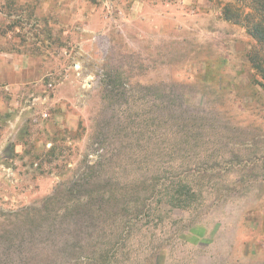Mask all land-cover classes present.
Instances as JSON below:
<instances>
[{
    "label": "rangeland",
    "instance_id": "rangeland-1",
    "mask_svg": "<svg viewBox=\"0 0 264 264\" xmlns=\"http://www.w3.org/2000/svg\"><path fill=\"white\" fill-rule=\"evenodd\" d=\"M252 19L250 0H0V64L35 70L0 78V264H264ZM191 149L237 157L173 159Z\"/></svg>",
    "mask_w": 264,
    "mask_h": 264
},
{
    "label": "trees",
    "instance_id": "trees-1",
    "mask_svg": "<svg viewBox=\"0 0 264 264\" xmlns=\"http://www.w3.org/2000/svg\"><path fill=\"white\" fill-rule=\"evenodd\" d=\"M250 8L252 9L254 13V20L252 19V21L249 20L247 21V23H245L246 29L249 32V34L257 40V42H259L260 44L264 46V0H250ZM251 58H252L251 61H253V64H254V68L257 69L264 78V56L256 57L255 55H253ZM112 152L113 150L105 151V154H103L101 157V163L102 161L109 162L110 159H112ZM116 156H119L120 158L119 160H121L120 163L124 165H127V162L131 160L132 161L138 160V158L135 155H129V153L124 152V151L122 152L116 151ZM156 156L158 157L160 156V154H157ZM235 157H237V153H235L234 151H225L223 153L221 152L220 155H216L214 150L208 151L207 149L205 150H192L191 149V150H183L181 153L176 152L175 157H173V159L177 158V160L181 162V164H190L193 162L202 163L204 162L203 160L205 159V162L207 164V162H209L210 160H214L217 162L218 160H221V159L233 160L235 159ZM152 158L154 159L153 156ZM195 167H199V166H195ZM132 172L136 173V168H133ZM187 176L188 175H186L185 177ZM88 196L89 195L87 194L81 193L78 195V197H76L75 200L76 202H80V203L82 202L88 203ZM9 232H7V234ZM1 237L5 241L6 234L4 236L1 235ZM8 239L10 242L6 244L7 246L5 248L6 251L8 248H11L10 247L11 245H13V243H11V239L10 238Z\"/></svg>",
    "mask_w": 264,
    "mask_h": 264
},
{
    "label": "crops",
    "instance_id": "crops-1",
    "mask_svg": "<svg viewBox=\"0 0 264 264\" xmlns=\"http://www.w3.org/2000/svg\"><path fill=\"white\" fill-rule=\"evenodd\" d=\"M34 62V63H32ZM27 63H31L32 65H35V61H27ZM19 61H16V64L15 65H19ZM26 65V63L22 62L21 63V67L19 68V70H13L12 68V65H5V63L3 64H0V78L2 80H6L10 83V84H14L15 85H19V84H22L24 82H26L28 80L29 77H32L35 75V70L33 69L32 71H28L27 68L24 66ZM5 66L7 67H10L9 71L7 68H5ZM3 68V70H2ZM39 69L37 71V73H39ZM6 74H9L7 77H6Z\"/></svg>",
    "mask_w": 264,
    "mask_h": 264
}]
</instances>
